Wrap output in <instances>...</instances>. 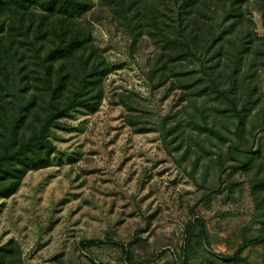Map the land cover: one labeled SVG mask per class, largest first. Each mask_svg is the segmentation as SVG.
I'll return each instance as SVG.
<instances>
[{
	"label": "rangeland",
	"instance_id": "rangeland-1",
	"mask_svg": "<svg viewBox=\"0 0 264 264\" xmlns=\"http://www.w3.org/2000/svg\"><path fill=\"white\" fill-rule=\"evenodd\" d=\"M93 3L81 20L110 68L103 101L94 114L78 109L60 119L52 166L29 172L15 195L0 199V250L10 251H2L4 264H182L194 218L205 221L209 241L195 229V264H225L216 255L233 256L245 240L264 237V166H257L264 159L251 171L235 169L238 122L227 105L186 89L198 65L183 44L150 28L140 34L104 0ZM256 8L248 6L264 45ZM254 82L261 104L245 119V137L258 150L262 68ZM84 240L104 243L83 248ZM241 258L264 264V243Z\"/></svg>",
	"mask_w": 264,
	"mask_h": 264
},
{
	"label": "trees",
	"instance_id": "trees-1",
	"mask_svg": "<svg viewBox=\"0 0 264 264\" xmlns=\"http://www.w3.org/2000/svg\"><path fill=\"white\" fill-rule=\"evenodd\" d=\"M104 1L134 31L150 28V35L185 46L198 65V77L186 89L197 99L229 107L238 122L235 169H255L264 145L255 150L247 143L245 119L261 104L254 80L264 70V45L248 6L256 5L264 18V0H169L171 10L166 0L165 12V0ZM93 7V0H0V199L15 195L29 172L52 166L57 148L51 135L60 119L100 108L110 68L94 45L92 26L81 20ZM197 228L209 244L205 221L194 218L186 228L182 264H195ZM103 243L84 240L82 247ZM259 243L264 237L247 239L235 255L216 258L239 264L244 250ZM117 246L131 262L127 246ZM2 251L10 252L0 250V264L6 259Z\"/></svg>",
	"mask_w": 264,
	"mask_h": 264
}]
</instances>
